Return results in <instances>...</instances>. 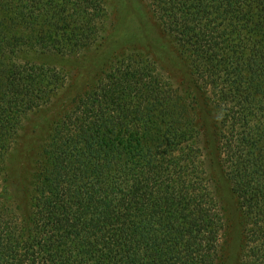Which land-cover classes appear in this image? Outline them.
<instances>
[{"label": "trees", "instance_id": "obj_1", "mask_svg": "<svg viewBox=\"0 0 264 264\" xmlns=\"http://www.w3.org/2000/svg\"><path fill=\"white\" fill-rule=\"evenodd\" d=\"M108 1L0 0V264H221L203 92L243 220L237 264H264V0H145L187 87L151 56L126 52L72 97L35 152L25 149L24 120L66 79L27 54L102 46ZM16 161L28 165L20 182Z\"/></svg>", "mask_w": 264, "mask_h": 264}, {"label": "rangeland", "instance_id": "obj_2", "mask_svg": "<svg viewBox=\"0 0 264 264\" xmlns=\"http://www.w3.org/2000/svg\"><path fill=\"white\" fill-rule=\"evenodd\" d=\"M108 2L111 7L110 23L107 24L111 35L102 46L76 57L33 52L27 54L39 63L62 70L63 77H66L64 87L56 92L53 101L24 120L22 141L30 155L35 152L40 139L50 133L53 123L63 112L72 107V97L92 87L108 67L122 58L126 52L138 50L144 55L151 56L175 86L187 87L188 69L180 59L172 39L155 20L146 1L109 0ZM200 97L198 124L202 131L206 165L216 187L225 218L222 233L224 258L221 264H237L244 242L241 210L221 165L214 110L207 102L204 92ZM23 163L19 164V161L18 163L16 161L12 171V177L17 182L24 178V168L28 166H23Z\"/></svg>", "mask_w": 264, "mask_h": 264}]
</instances>
